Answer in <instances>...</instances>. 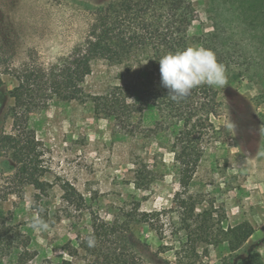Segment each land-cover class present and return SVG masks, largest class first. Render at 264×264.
<instances>
[{
	"label": "rangeland",
	"instance_id": "374dc122",
	"mask_svg": "<svg viewBox=\"0 0 264 264\" xmlns=\"http://www.w3.org/2000/svg\"><path fill=\"white\" fill-rule=\"evenodd\" d=\"M105 1L0 0V52L15 66L25 60L48 65L83 40L93 8ZM191 1L200 10L207 0ZM211 28V20L193 22L188 32L190 46H201L198 37ZM146 62L132 57L120 63L97 59L82 84L83 90L91 96L121 85L137 93L150 69ZM1 77L0 131L10 128L5 111L11 103L7 92L13 85L10 76ZM226 77L223 88L212 86L219 113L213 121L224 126L229 146L225 159L218 158L216 146L221 137L217 133L204 137L208 150L180 193L194 206L192 213L178 206L171 180V155L158 161L153 158L159 138L144 145L138 133L115 131L112 118L95 113L90 100H55L33 121L45 147V178L50 189L39 198L31 186L10 193L0 200V217L12 209L19 210L20 222L40 217L47 229L27 227L40 249L50 252L58 244L76 246L77 235L83 234L86 226L82 221L72 225L73 219L64 215L63 184L69 182L87 204L108 212L107 221L112 222L116 213L121 215L120 221L131 228L122 243L126 241L146 264H232L247 253H257L259 264H264V103L255 101L264 90V60L233 64L226 69ZM143 124H149L146 117ZM144 164L154 173L148 174L140 188L136 172ZM242 221L250 222L254 232L237 251L239 256L229 257V263L205 262L206 254L220 250L221 231ZM186 226L201 242V251H194ZM223 251L227 256L228 248ZM71 260L73 264H90L92 258L78 248Z\"/></svg>",
	"mask_w": 264,
	"mask_h": 264
},
{
	"label": "trees",
	"instance_id": "16d2710c",
	"mask_svg": "<svg viewBox=\"0 0 264 264\" xmlns=\"http://www.w3.org/2000/svg\"><path fill=\"white\" fill-rule=\"evenodd\" d=\"M207 20H211L212 28L204 31L198 42L213 50L225 69L264 60V0H207L200 10L191 0H106L93 8L83 40L48 65L25 60L15 66L0 52V86L4 83L2 74L10 76L13 83L7 92L11 103L5 111L10 128L0 131V200L10 193L22 192L26 186L37 191V198L48 193L45 147L33 121L55 100H90L95 113L112 118L115 131L138 133L144 145L159 138L153 158L158 161L171 155V180L178 206L192 213L194 206L180 193L189 185L208 150L204 137L216 133L221 137L216 156L225 159L228 135L224 126H216L213 121L219 118L214 88L200 85L179 103L172 101L160 83L158 59L190 46L188 32L193 22ZM129 57L139 62L146 60L150 65L137 93L129 87L113 85L103 94H85L82 84L91 73L93 61L120 63ZM255 101L264 103V90ZM144 117L149 124H143ZM147 166L142 165L136 172L140 188L148 174L154 173L150 166L146 170ZM62 198L67 209L64 215L73 219L72 225L82 221L86 226L85 232L77 235L78 244H58L50 252L40 249L27 232L31 220L20 222L19 210L12 209L0 217V264H73L71 257L78 248L91 256L90 264H146L126 241L122 243L131 228L124 226L119 213L112 222L107 221L108 212L87 204L83 194L69 182L63 184ZM185 230L194 251H201L202 244L193 229L186 226ZM253 232L248 221L226 226L221 231L220 250L206 254L205 262L229 263V257L239 256L237 251ZM88 234H94L95 247L87 246ZM259 263L257 253H247L232 264Z\"/></svg>",
	"mask_w": 264,
	"mask_h": 264
},
{
	"label": "clouds",
	"instance_id": "9594fccd",
	"mask_svg": "<svg viewBox=\"0 0 264 264\" xmlns=\"http://www.w3.org/2000/svg\"><path fill=\"white\" fill-rule=\"evenodd\" d=\"M158 61L160 83L176 103L185 99L192 89L200 85L223 88L227 84L225 66L217 60L213 50L203 46H187L164 54ZM31 226L37 230L48 227L38 216L32 218ZM85 242L89 248L95 247L97 243L94 234H88Z\"/></svg>",
	"mask_w": 264,
	"mask_h": 264
}]
</instances>
